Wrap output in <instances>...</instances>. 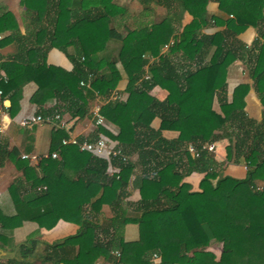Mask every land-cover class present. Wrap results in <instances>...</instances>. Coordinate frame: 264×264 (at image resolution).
Returning a JSON list of instances; mask_svg holds the SVG:
<instances>
[{
	"label": "trees",
	"instance_id": "trees-1",
	"mask_svg": "<svg viewBox=\"0 0 264 264\" xmlns=\"http://www.w3.org/2000/svg\"><path fill=\"white\" fill-rule=\"evenodd\" d=\"M173 1L175 10L186 11L192 17L180 33L174 32L169 16L149 29L128 31L120 41L115 61H111L101 56L113 39L108 24L123 10L111 6L110 0H98L99 10L96 0H20L27 10H36L38 17L42 16L39 12L55 10L49 47L64 52L71 45L68 39L77 40L81 57L74 61L68 55L73 69L65 74L58 90H63L70 106L78 107L80 115L90 97L104 99L114 90L120 80L115 63L127 79L140 81V89L130 91L125 102H107L98 110L115 135L101 127L98 132L117 142L125 157H113L119 162V171L110 177L103 176L102 159L74 145L61 146L57 159L48 162V172L40 179L14 150L7 152L22 180L8 187L16 214L0 216L1 232L18 227L23 220L45 230L59 220L78 225L75 235L47 246L56 264H93L98 258L107 263L150 264L152 255L159 258L158 264H264V184L260 189L255 185L256 181L264 182V109L258 122L245 115L247 85L234 88L231 101L220 105V114L211 109L215 92L224 85L227 67L243 57L246 62L242 64L264 108V26L258 28L263 21L264 0H213L223 15L231 17L226 21L221 15L206 16L208 0ZM76 7L79 13L72 11ZM0 17V22L6 24L8 14ZM224 23L225 28L208 39L209 57L204 61L200 57L204 41L197 40L196 34ZM248 26L257 28V37L244 47L235 36ZM229 38L235 47L224 49ZM162 47H167L164 53H160ZM176 56L186 62V68L175 63ZM146 57H155L156 61L148 63ZM5 72V80L0 81V100L9 101V118L14 115L25 83L33 81L38 85L34 103L39 106L52 89L46 82L43 85L40 77L64 73L52 67L15 62ZM79 82L84 85L79 86ZM153 87L165 91L166 104L175 107L174 119L162 120L157 130L151 129L150 123L165 102L148 95ZM162 130L178 133L172 143L173 155L164 157L166 161L156 176L144 174L136 179L143 210L131 214L121 206V189L136 165H148L153 159ZM94 139L95 136L91 140ZM220 139L228 142L225 162H241L248 169L243 179L220 177L212 186L213 154L201 146ZM188 144L198 151L197 158L186 152ZM131 154L137 156L136 165L127 159ZM178 155L180 162L184 159L180 173L172 160ZM191 172L204 174L198 192H188L187 185L179 184L183 173ZM22 181L33 193L17 199ZM57 195H62L60 204L52 208L50 199ZM103 205L113 213L110 221L97 220ZM126 224L137 225V241H122L121 229ZM3 237L0 233V240ZM211 242L221 244L217 259L207 251ZM114 251L119 253L117 260L112 255Z\"/></svg>",
	"mask_w": 264,
	"mask_h": 264
},
{
	"label": "crops",
	"instance_id": "crops-1",
	"mask_svg": "<svg viewBox=\"0 0 264 264\" xmlns=\"http://www.w3.org/2000/svg\"><path fill=\"white\" fill-rule=\"evenodd\" d=\"M96 10L101 9L97 6ZM111 6L123 10V13L116 15L108 24V29L111 31L112 38L107 43L106 53L102 54L105 58H110L115 61L120 41L125 37L128 31H134L141 28L149 29L150 26L164 19L166 16L172 17L173 30L180 33L181 29L187 25L192 17L186 12L175 10L176 3L173 0H110ZM79 8H75L76 13H79ZM82 10V9H80ZM206 16H223L224 21L230 16L223 15L218 10L217 2L208 0L205 5ZM8 14L7 23L0 22V81L5 80V68L9 70L13 62L18 64H28L29 66L43 65L52 67L64 73L50 74V77H40V82L45 85L49 84L50 94L44 99L41 105L34 103V98L39 93V87L33 81L25 83L20 90V97L17 106L13 109L14 115L9 118L7 110L10 105L8 100L3 101V113L0 115V216L11 217L16 214V205L12 196L8 193V187L15 180H22L21 172L17 171L12 161L6 156L7 152L14 150L18 157L20 155L42 158L39 161L23 159L27 165L33 169L36 178L44 177L47 172V164L50 160L46 157L54 152L58 154L60 139L74 138L77 140H91L98 132L92 125L90 113L94 108H100L109 102L107 95L104 99L90 97L86 107H84L82 115L79 113L78 107L70 106L68 97L62 95L59 87L63 86L62 82L65 79L66 73L73 69V62L68 55L76 61L80 55L79 44L76 39H68L71 45L64 48V52L49 47V35L53 27L55 19V10H44L39 12L42 14L38 17L36 10H27L21 5L20 0H0V16ZM263 21L258 28L264 26V8L262 9ZM1 18V17H0ZM225 28L207 27L200 30L195 38L203 42L202 54L200 57L208 60L209 46L208 39ZM257 37V28L248 26L242 32L235 36L236 42L244 47H249ZM171 42V41H170ZM224 49L229 45L233 46L229 38L224 42ZM170 46V45H169ZM235 47V46H233ZM167 48L162 47L160 53H164ZM148 63L155 62V57H146ZM176 62L186 68V62L180 56H176ZM246 59L243 57L235 59L229 64L226 70L225 82L220 90H217L213 96L211 109L216 114H220V105L227 104L231 101V95L235 87L238 85H247L248 91L243 98L245 115L258 122L260 121V112L264 108L261 107L256 93L253 89V83L248 77V73L242 63ZM5 68H4V67ZM115 67L119 72L120 80L117 82L114 92L118 94L121 102H125L130 91L140 89V84L126 78L121 66L115 63ZM147 68V64L144 70ZM44 79L46 81H44ZM49 81V82H47ZM51 83V84H50ZM65 93V92H64ZM148 95L157 99L160 102H165L162 108L156 113L150 123V128L157 130L162 120H172L175 115L174 105L166 104V92L158 87H153ZM29 114L40 115L43 118L50 119L48 123H40L33 125L30 128H21L17 124V120ZM55 115L60 116V122L63 128H55L57 122L52 120ZM178 133L170 130H162L159 138L155 143V152L153 159L148 161V165H136L137 156L131 154L127 157L131 163L136 166L127 180V184L121 189L122 193V208L132 214L141 212L143 203H141L139 191L135 186L136 179L139 176L147 174L149 177H154L163 168L164 157L173 155L172 143L176 140ZM112 142V147L119 149V144ZM228 142L225 139H220L214 142L213 158V174L215 179L210 181L214 186L215 182L220 177H231L237 180L243 179L246 172L242 169L241 162L238 165H232L225 162V147ZM187 146V145H186ZM185 146V147H186ZM58 156V155H57ZM124 157V156H123ZM181 156L173 157V161L177 164L178 172L182 170L184 159L179 160ZM125 158V157H124ZM57 159V157H56ZM104 171L103 176L110 177L119 171V162L117 160L103 159ZM203 173H183L179 184L188 186V192H198L199 181L203 177ZM263 181H256L255 185L259 189L263 186ZM18 198H25L31 195L33 191L28 187V184L23 183L19 188ZM24 196V197H22ZM62 195L51 197L50 206L58 207ZM127 211V213H128ZM113 213L108 205H103L100 209V214L97 220L110 221ZM117 222L113 220V223ZM79 230V226L73 223L63 222L61 220L49 230L39 229L38 226L28 220H23L18 227L10 231H3V240H0V264H56V259L53 253L47 246H51L64 238L75 235ZM121 239L125 243L135 242L138 240V228L135 224H126L121 229ZM214 244H209L213 246ZM208 246V247H209ZM207 247V248H208ZM207 251H209L207 249ZM45 258V260H43ZM61 264V263H58ZM93 264H113L107 263L103 258H98Z\"/></svg>",
	"mask_w": 264,
	"mask_h": 264
},
{
	"label": "built area",
	"instance_id": "built-area-1",
	"mask_svg": "<svg viewBox=\"0 0 264 264\" xmlns=\"http://www.w3.org/2000/svg\"><path fill=\"white\" fill-rule=\"evenodd\" d=\"M164 48H167V47H164ZM88 76L90 77L91 74H89ZM83 85H84L83 82H79V86H83ZM0 96H1V92H0ZM107 100L109 102H113V101L121 102L120 97L114 91H112L110 93ZM2 103H3V101L0 100V115L3 113V104ZM98 110H99L98 108H94L91 112V117H92L91 120H92L93 127L95 129H97L98 127H101L103 129L107 130L108 132H110L112 135H115V133H113L111 131V129L105 124L103 118L99 115ZM52 120L57 122L55 128L56 127L60 128V129L63 128V124L60 122V116L59 115L53 116ZM49 121H50V119L43 118L40 115L29 114V115L24 116V117L20 118L19 120H17V124L19 127L27 129V128L32 127L33 125L40 124V123H48ZM0 131H1V127H0ZM59 145L60 146H64V145L77 146V148L80 151L90 153L91 156H94V157L102 159V160L103 159H111L113 157L115 158L117 156L121 157L122 160L124 159V157L121 155L119 149L112 147L111 140H109L106 136L102 135L99 132H97L95 134L94 140H88V139L77 140L74 138L60 139ZM214 148H215L214 143H205L201 146V149H203L207 152H211V153L214 152V150H215ZM185 150L192 158L198 157V151L192 145L188 144L185 147ZM46 157H49L50 159H56L57 154L52 152L49 155H47ZM19 158L21 160L30 159V160H36V161H39L40 159H42L40 157L35 158V157H28V156H24V155H20ZM242 169L244 171H247L248 168H247V166L242 165ZM112 255L114 256L115 260H117L119 257V253L117 251L112 252ZM158 263H159V258L155 255H152L150 258V264H158ZM113 264H119V263H113Z\"/></svg>",
	"mask_w": 264,
	"mask_h": 264
},
{
	"label": "rangeland",
	"instance_id": "rangeland-1",
	"mask_svg": "<svg viewBox=\"0 0 264 264\" xmlns=\"http://www.w3.org/2000/svg\"><path fill=\"white\" fill-rule=\"evenodd\" d=\"M114 224H116V222H114ZM116 225H118V224H116ZM210 244H214V245L211 247L209 246L207 249L209 250V252L214 254L215 258L217 259L219 257V254H220L221 244L220 243H214V242H211Z\"/></svg>",
	"mask_w": 264,
	"mask_h": 264
}]
</instances>
